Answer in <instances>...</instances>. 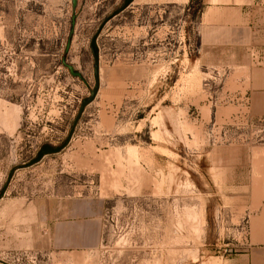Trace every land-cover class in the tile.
<instances>
[{"label": "rangeland", "instance_id": "374dc122", "mask_svg": "<svg viewBox=\"0 0 264 264\" xmlns=\"http://www.w3.org/2000/svg\"><path fill=\"white\" fill-rule=\"evenodd\" d=\"M128 1L0 0V264H264V50Z\"/></svg>", "mask_w": 264, "mask_h": 264}, {"label": "crops", "instance_id": "0c3cea01", "mask_svg": "<svg viewBox=\"0 0 264 264\" xmlns=\"http://www.w3.org/2000/svg\"><path fill=\"white\" fill-rule=\"evenodd\" d=\"M224 8L227 11H223L224 15L221 16L225 22V27H232L238 29L239 34L242 35L241 40L243 41L242 50L246 53L253 50H264V6L259 4L264 3V0H221ZM133 7H145V6H156L164 3H177V0H129ZM207 10L203 15L202 19H210L209 11L212 10L213 5L211 0H205ZM254 4L257 6L255 7ZM142 12H133V14H139ZM216 16L214 17V19ZM160 54V49L159 52ZM161 59H154L153 62H160ZM100 91V90H99ZM99 94V92H98ZM98 94L94 101L98 99Z\"/></svg>", "mask_w": 264, "mask_h": 264}, {"label": "water", "instance_id": "95a60500", "mask_svg": "<svg viewBox=\"0 0 264 264\" xmlns=\"http://www.w3.org/2000/svg\"><path fill=\"white\" fill-rule=\"evenodd\" d=\"M95 40H96V38H93V40L90 43V47L93 50V57H94V66H93L94 86H93V88L90 91V96L88 98H86L85 100H83L82 103L80 104L79 109H78L77 116L74 119L72 128H71V130H70V132L68 134V137L66 139V142H69L71 140L72 135L74 133V130H75V128H76V126H77V124H78V122H79L82 114L84 113L86 107L95 100V98H96V96H97V94L99 92V88H100L99 70H100V67H99V55L93 49V46L95 44ZM69 47H70V43L68 42L67 43V50L69 49ZM62 63H63V65L65 67L68 68V70H69V72H70V74L72 76H74V77H80V74L77 73V72H75L73 70V67L72 66L67 65L65 61H63Z\"/></svg>", "mask_w": 264, "mask_h": 264}, {"label": "trees", "instance_id": "16d2710c", "mask_svg": "<svg viewBox=\"0 0 264 264\" xmlns=\"http://www.w3.org/2000/svg\"><path fill=\"white\" fill-rule=\"evenodd\" d=\"M44 155V154H43Z\"/></svg>", "mask_w": 264, "mask_h": 264}]
</instances>
